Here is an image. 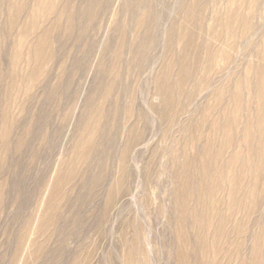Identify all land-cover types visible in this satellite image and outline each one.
<instances>
[{"label":"rangeland","instance_id":"obj_1","mask_svg":"<svg viewBox=\"0 0 264 264\" xmlns=\"http://www.w3.org/2000/svg\"><path fill=\"white\" fill-rule=\"evenodd\" d=\"M0 264H264V0H0Z\"/></svg>","mask_w":264,"mask_h":264},{"label":"bare ground","instance_id":"obj_2","mask_svg":"<svg viewBox=\"0 0 264 264\" xmlns=\"http://www.w3.org/2000/svg\"><path fill=\"white\" fill-rule=\"evenodd\" d=\"M183 73H184V70L182 71ZM184 74H182V76H183Z\"/></svg>","mask_w":264,"mask_h":264}]
</instances>
